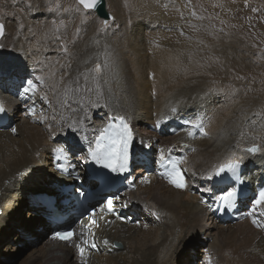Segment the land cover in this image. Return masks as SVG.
<instances>
[{
	"label": "bare ground",
	"instance_id": "6f19581e",
	"mask_svg": "<svg viewBox=\"0 0 264 264\" xmlns=\"http://www.w3.org/2000/svg\"><path fill=\"white\" fill-rule=\"evenodd\" d=\"M144 1L153 2L154 4L145 3ZM167 2L166 0H161L159 4L164 6ZM133 3L134 5L137 3L141 7L147 6V11L154 10L151 9V6L155 7L157 4L155 0H133ZM171 5L165 10L170 15L174 14L173 12L176 11L175 7L177 6L176 4L174 6ZM171 9H174V11ZM156 10L158 9L155 7ZM162 18L163 22H167L164 17ZM73 19L71 15L66 19L69 25L68 28L76 25ZM50 20L52 19L48 17L32 19L22 16L12 21L9 19L6 24L5 37L0 39V43L5 45L4 48H0V70L21 69L26 73L24 75L28 73V76H31L30 74L32 73L39 74L38 67L33 66V61L38 57H49L47 54L50 52L52 53L50 57L62 59V56L55 51L56 45L50 40L46 41L43 38V30L39 28L41 23ZM119 21L123 24L121 30L116 28L117 31L114 30L111 35H101V37L97 38L92 24L88 23L74 49L76 53V58L73 62L74 69L79 65L80 61L89 57L94 58L99 53H102L104 44L110 46L117 59L119 84L113 82L112 92L108 93L106 91L105 93L103 103H107L108 107L101 106L97 109H90L92 115L96 116V113L103 114L110 111L131 115L138 110L140 111L139 116H142L141 122L148 125V131L143 135V141L149 144V151H157L167 145L175 144L177 145L175 151L180 153L179 143L181 141L190 144L192 147L194 146L197 151L192 152L188 149V151L178 155H186L188 157V162L181 166L187 169L186 178L189 182L187 189L177 190L171 187L162 178L160 181L159 175L156 173L153 177L148 176L149 184L137 185L136 189L130 192L132 204L129 207L136 203L140 207L142 204L144 208L145 205H148V208L155 206V209L160 213L159 218H157L145 208L147 220L145 222L142 221L143 225H148L146 229L141 225V219L137 218L139 211L136 208H131L132 211L128 213H126V210L129 207L122 210L123 214H127L130 218V215L136 216L133 223L131 221L127 223L116 221L114 224L106 226L101 222L99 233L113 241L114 245L121 250L111 245L112 242L109 241L111 243L107 247H114V252H104L97 255V249L91 250L88 264H177L179 260L183 259L184 253L186 254V245L188 243L195 245L196 248L200 246L199 243L193 240L195 235L199 237L198 241H202V237L210 239L206 248L207 250L209 248L208 256L204 264H207L209 258L212 259L213 264H264V234L259 233L251 225L249 219L244 218L245 212L242 206H238V211H233L228 215L230 221L226 225L223 223V218L225 217L212 220L210 224H208L209 219L200 224L201 212L207 209L199 203L200 199H205L208 202L211 200V198H208L211 193L202 191L205 187H211V181L201 180V174L206 175L208 171H211V166L214 164L226 162L233 151L236 152L237 157H244L241 173L243 175L246 174L245 177L247 179L250 174L253 177L254 174L250 173L251 171L253 173L260 172L259 174H261L259 177L256 175L252 178L257 183V187L248 183L246 188L256 193L258 190L255 187L258 189V187L261 188L264 185V151L258 155H249L235 147L237 142L240 145H248L255 142L260 143L262 148H264V140L253 141L248 135L244 137L239 135L241 127L238 126L242 125V118L249 114L247 113L248 111L243 112L244 109L253 110L258 101L251 100L249 97L246 98L239 94L240 92H238L235 99L229 98L228 94L224 95L221 93L219 95V92L208 93V89L214 86H209L210 83L206 77H209V75L214 76L213 78L219 77L218 79L224 82V74H227L228 70L226 71V67H224L226 69L223 70L222 68L220 70L214 66L204 69L188 65L185 50L190 46L200 44L199 41L201 39L204 40L202 34H198L197 39L190 42H188V38L183 37V44L178 41L182 38L179 34L168 35L164 39V44L162 43L165 45L164 48L169 50L167 51L162 47V44L160 46L155 44L159 36L158 31H154L152 28L151 32L149 31L150 33H145L143 42L137 41L134 37L131 40V36L126 33L128 19L120 16ZM21 25L23 27H20ZM29 28L33 29L31 33L28 31ZM73 31H67L63 38L66 40L71 39ZM117 32L119 33L117 34ZM139 32L140 27L138 26L136 34ZM165 33L167 32L165 31ZM172 33L174 32L172 31ZM139 37L140 35H137V38ZM94 39L100 41L99 46L93 44L92 41ZM209 39L207 38V40ZM223 39L220 37L212 40L213 44L211 43L213 48H217L216 45H218L217 49L222 52V61L228 63V65L230 63L231 66L235 65L238 70L247 69L244 62V64L242 62L237 64L233 58L234 56L230 57L229 53L224 49L227 44L221 43ZM168 45L169 48L166 47ZM143 47L144 50L141 51ZM197 47L201 48L199 45ZM45 48L48 51L45 52ZM129 53L133 56L131 60L128 58ZM94 63L95 59L87 66L91 67ZM24 67L27 69H24ZM186 68L188 69L187 72L185 71ZM18 74L20 75V73ZM231 75L233 74L231 73ZM1 86L0 84V88ZM153 88L156 90V95L154 96H152ZM18 89L22 90V86L19 84ZM28 95L32 96L31 93ZM23 98H25L23 109L13 116V120L18 122L15 123V127L18 129L17 134L13 135L9 129L0 128V207L2 209L1 214L4 215V218H0V246L3 244L4 238L13 240V237H15L13 244L7 245L3 251L4 254L12 252L13 257L20 252L14 245L17 242H21L22 240L20 239L25 234L34 235L40 241L37 245H31L29 258H26L25 255L22 256L17 260L18 264H79L72 247L65 246L59 242L50 243L48 239L42 238L41 233L43 230H37L38 227L41 228L42 226L41 221H39L41 219L32 213L35 208L29 205L26 198L31 192L44 188L51 189L53 192H61L59 188H51L52 184L54 182L62 183L70 175L62 176L61 178L60 175L63 174L55 170L56 164L59 162L67 167L70 164L79 167L75 160H78L77 158L82 153L77 151L75 156L69 154V158L66 161L60 160L57 162L55 161L56 156L54 153L49 156L48 153L51 146H53V142L48 141V133L45 131L44 125L34 122L31 116L26 114V104H31L34 99L37 105H41V101L35 96L32 99ZM223 100L225 104H217L223 103ZM173 104L178 109L175 115L168 111L169 106ZM217 106H219V111L216 108ZM10 107L11 103H8L7 109ZM195 107V112L191 113L189 118H195L199 113L212 117L210 137L202 138L197 135L193 139L185 135L184 129L188 126L183 123L185 116L183 110ZM202 110L204 111L201 112ZM165 114L171 115L173 120L169 119L164 122L165 125L163 123L160 128H155V121ZM98 117L100 115H97L94 120L86 121L90 137L97 134L91 130L98 123L96 121ZM248 119V125L242 126L243 130L246 133H260L264 136V130L259 127V124L255 128L251 127V120L259 119L251 115ZM138 126L141 127L143 124L138 123ZM163 132H171L173 135L161 136ZM59 135L67 136L68 132L65 131ZM158 135L160 136L158 137ZM62 142L64 141L60 139L56 141V143ZM37 151L40 152L39 157L36 156ZM84 151H86V145L84 146ZM149 151L143 149L141 145V150L138 151V154L140 157L149 160ZM193 173H196V175H193ZM125 195L126 192L124 191L121 194V201H123ZM50 206L54 209L53 205ZM69 207V205L61 207L59 210L62 212L61 216L65 215ZM25 214H27L28 220L32 218L36 221L30 223V227L33 230L19 235L15 222H22L23 224L25 221L22 220L25 219L23 218ZM137 220L141 226H137ZM98 230L95 236H97ZM192 230H196L195 234ZM258 236L261 238L257 239ZM101 249H105V247L103 246ZM203 252H206V250ZM24 257L26 259H23ZM9 258L8 254L2 255L3 260L0 261V264H5ZM176 258L178 259L176 260ZM189 259L190 256L187 257V260Z\"/></svg>",
	"mask_w": 264,
	"mask_h": 264
},
{
	"label": "snow or ice",
	"instance_id": "6c2138e0",
	"mask_svg": "<svg viewBox=\"0 0 264 264\" xmlns=\"http://www.w3.org/2000/svg\"><path fill=\"white\" fill-rule=\"evenodd\" d=\"M13 4L16 0H12ZM245 7H248V0H244ZM127 6V4H125ZM103 7V0H74V3L65 7L61 0H46L45 11L54 17H59L61 13L69 14L72 17L79 16V23L76 25L71 39H64V34L68 30V22L65 19L53 18L50 21H45L39 25V28L43 30V38L50 40L56 45L55 51H57L62 59H54L52 57L37 58L33 61V66L38 67L39 74L32 73L31 78H28L22 82V90L18 89L20 97H28L32 99L33 96L38 97L41 101V105H37L33 99L31 104H26V114L31 116L34 122L43 124L45 131L48 133V141L53 142L50 151L55 154L57 161L67 160L69 154L75 156L77 151H80L82 155L78 157L79 162L98 165L100 168L106 170L98 173L97 175L105 183L114 182L119 177H123L122 182H126L130 189L136 187L134 180L129 179L131 175L130 168L133 161L132 146L134 140L133 129L130 125L129 118L124 115H108L106 123L103 126L92 129L94 134L91 137L88 135L89 129L86 121L91 119L90 109H97L101 106L107 108L108 104L103 103L105 100V93L112 92L113 82L119 84V71L117 59L110 49V46L105 44L102 53H99L94 58L89 57L80 61L79 65L74 69L73 62L76 58L74 52L76 44L81 39V33L85 29L86 25L93 19L98 20L99 26L96 28V33H106L110 27L111 22L115 21V17L110 14H105L104 19L99 17H93L91 14L97 13ZM168 5L165 4L164 8L167 9ZM188 11H182L177 8L176 11L182 21H184V27L191 29L192 32H200L201 30L207 31L209 35L214 39L218 38V33L223 29H219L213 32L215 29L214 24L204 25L202 22L207 19L212 20L211 16L205 17L204 15H198L195 7L192 4V0H185L183 5ZM213 7H223L222 4H213ZM29 11H35L29 0L27 4ZM252 12H257V8H252ZM5 15H11L5 13ZM188 17L187 19L185 17ZM200 21L201 23H194L193 21ZM223 25L225 21L221 20ZM20 27H23L21 25ZM232 27H236L232 25ZM179 29V35L185 37L187 34L183 30V27L177 25ZM28 31L31 33L32 28ZM6 26L0 21V39L5 37ZM192 39V37H187ZM93 44L99 46L100 41L94 39ZM200 44H204L203 40L199 41ZM264 44V41H261ZM5 45L0 43V48H4ZM252 47L256 48L257 44H252ZM44 51H48L47 48ZM43 55V53H41ZM258 55L264 58V48L260 49ZM95 59V63L91 67H88L92 60ZM219 58H217L218 62ZM187 72L188 69L186 68ZM237 80H244V76H236ZM224 88L211 87L208 89V93L225 92ZM231 95H236L240 91L238 88L230 87L228 90ZM251 91V88H249ZM31 93L32 96L28 94ZM153 95H156V90L153 88ZM179 103V102H177ZM176 105H170L168 111L175 115L177 113ZM7 111L4 102L0 101V113ZM254 115L259 118L251 120V127L255 128L257 124L264 130V111H257L245 115L242 118L240 137L245 135L250 136L253 141L264 140V136L260 133L252 134L246 133L243 130V125H248L249 116ZM170 119V116L165 114L160 119L155 121L154 127L160 128L161 125ZM184 125L188 126L184 129L185 135L189 138H196V134L202 138L210 137V126L212 123V117L206 114H198L194 119H186L183 121ZM10 132L15 135L18 129L16 127H10ZM68 132L67 136L61 137L59 134ZM57 139L63 140L62 143H56ZM86 145V151L84 146ZM148 147V145H145ZM239 151L247 153L249 155H255L264 151L260 143H251L247 147H241L237 142L235 146ZM177 145L173 144L167 148L159 149V156L155 160L157 165L158 175L167 182L168 185L177 189L185 190L189 187V182L186 178L187 169L181 167L188 162V157L174 156L172 153L176 150ZM181 151L190 149L192 152H196L197 149L190 144L180 145ZM36 156H40V152H36ZM244 157H237L236 152L233 151L226 162L214 164L211 166V171L206 175L201 174V180L211 181L213 177H219L221 181H228V184L233 183V180L229 179L227 174H231L235 178L234 182L239 185L244 181L240 179L239 172L243 163ZM73 166V170H74ZM56 168L62 172H68L67 166L57 163ZM115 174V175H113ZM127 174V175H125ZM196 175V173H193ZM77 180L80 176H75ZM139 183L146 185L150 183L149 177L143 175ZM204 192L212 193V202L209 203L205 199H200L199 203L204 205L210 212H228L231 213L237 210L238 202L244 203L243 192L238 193L237 187L226 186L216 192H213L211 187H205L202 189ZM238 195L240 199L238 200ZM121 195L114 194L109 195L103 199V202L99 204L98 209L93 208L88 212L86 217V223L82 222L77 228H69L62 231L52 232L50 239L53 241L63 242L75 249L76 254L80 259V264H88V254L90 250H96L98 245L95 238L94 229L101 227V221L104 225H112L116 221L129 222L130 217L123 214L122 210L129 207L132 203V198L128 197L123 203H120ZM247 211L244 213V218L249 219L251 225L258 230L259 233L264 234V187H261L258 192L254 193L253 198H249V202L246 205ZM151 215L159 218L160 213L155 209V206L148 208L145 205ZM111 215L115 217L114 220H109L107 217ZM137 226H140L139 221L136 222ZM143 227L146 229L147 224ZM261 237L258 236L257 239ZM104 245H109V240L104 239L102 241ZM207 264H213L211 258L207 260Z\"/></svg>",
	"mask_w": 264,
	"mask_h": 264
},
{
	"label": "rangeland",
	"instance_id": "374dc122",
	"mask_svg": "<svg viewBox=\"0 0 264 264\" xmlns=\"http://www.w3.org/2000/svg\"><path fill=\"white\" fill-rule=\"evenodd\" d=\"M105 1H106V9L111 14V16L115 17V21L111 22L110 27L106 33L97 34L96 28L99 26V24H98V20L93 18L89 23L92 24V26L94 28L96 38L101 37V35L102 36H107L109 34L111 35L113 33V31L116 30V28H117V30H119V29L121 30L123 24L121 21H119L120 16H124L128 19V22H127L128 27H127L126 33L129 36H131V40L134 37L137 41L140 40L143 42L144 38H145V33L149 32V31L151 32L152 28L154 29V31L155 30L158 31L159 32L158 39H156V41L154 40L155 44L157 46L158 45L160 46V44H162V43L164 44V41H165L164 39H166L168 37V35L173 36V35L179 34V29L177 28L176 25H180L181 27H183V30L187 34L185 36V38H187L189 36L192 37V39H188L189 40L188 42L195 41L197 39L198 34H202L204 36L203 37L204 44H196L197 46L199 45L201 48H199L197 46H190L189 48H187L185 50L187 53V58H188L187 59L188 65H193L196 68H204V69L212 68V66H214L215 68L220 69V70L222 68H223V70L227 68L226 69V71L228 70L227 74L226 73L224 74L225 75V81L224 82H221L222 80L218 79L219 77L213 78L214 76H210V75H209V77H206L209 80V83H210L209 86H214L217 88L226 89L225 92H219V95H221V93L224 95L228 94L229 98H234V99L236 98L237 94L233 96L229 93L228 90L230 89V87L238 88L240 90L239 94H241L242 96H245L246 98L249 97V99L254 100V101H258V102H256V107L253 110L244 109L243 112L248 111L247 113L250 114V113L257 112V111H264V58H262L261 55H258V53L260 52V49L264 48V44L261 43V41H264V0H248V7H245L244 0H192V4L195 7L198 15H204L205 17H208V16L212 17L211 21L205 19L202 22L204 25L214 24L215 29H212L213 32H216L217 30H219L221 28L223 29L222 32L218 33V39L220 37L224 38L223 39L224 41L222 40L221 43H223L224 45L227 44L224 49L226 50L227 53H229L230 57L234 56L233 58L235 59V63H237V64H241V62L245 63V64L244 63L243 64L245 66H247V69H241V70L236 69L235 65L231 66L230 63L228 65V63L222 61V59H221L222 58V52L217 49L218 45H216L217 48L212 47V44H213L212 40H216L213 38V36L209 35L208 32L204 31V30H201L200 32H192L191 29L184 27V21H182L180 19L177 11L173 12L174 14H171V15L169 14V12H165L166 9L164 8V6L163 5L161 6L159 4L161 0L160 1L155 0V2L157 3L155 5V7L158 9L156 11H155L154 6L153 7L151 6V9H154V10L147 11L146 10L147 6L141 7L137 3H136V5H134L133 0H130V1L129 0L128 1L127 0H105ZM166 1H168V2L165 4H167L168 6H170L171 4H172L171 6H174V4H176L177 6L175 7V9L180 8V10H182V11H185V12L188 11L187 9H185L183 7L185 0H166ZM28 2H29V0H16V3L13 4L12 0H0V21H2L6 26L9 19L12 21V20H16L17 18H21V16L25 17V18H32V19H41V18H45V17H48L50 19L57 18V19H65V21L70 16L69 14H63V13H61L59 17H54L52 15H49L45 11L46 0H31V4H32L33 8L36 10L35 11H29L27 9ZM61 2L65 7H67L68 5L74 3V0H61ZM144 2L154 4L153 2H149V1H144ZM125 4H127V6H125ZM213 4H222L223 7H213ZM129 6H130V8H129ZM252 8H257L258 11L252 12V10H251ZM171 10L174 11V9H171ZM5 13H10L11 15L8 16V15H5ZM91 15L93 17H98L96 15V13L91 14ZM162 17H164V19L170 23L163 22ZM71 18H74L73 20H75L76 25L79 23V16H75V17L71 16ZM185 18L187 19L188 17L186 16ZM100 19H103V18H100ZM221 20L225 21V24L222 25L220 23ZM157 22H159V23H157ZM193 22L194 23H201L200 21H195V20ZM76 25H74V27L68 28L67 31L74 30ZM232 25H235L236 27H232ZM138 26L140 27V32L138 34H136V32L138 31ZM165 31L167 33H165ZM172 31L174 33H172ZM118 33L119 32H117V34ZM137 35L138 36L140 35V37L137 38ZM206 37L208 39L210 38L211 41H209L210 39L207 40ZM227 38L230 39L232 42L230 40H228ZM180 39L181 40H178L179 43L181 42V44H183L182 42H184V40H183L184 38L182 37ZM225 40H226V42H225ZM149 41H151V40H149ZM208 42H210V43H208ZM254 43L257 44L256 48L252 47V44H254ZM163 44H162V47L164 48L165 45H163ZM181 44H178V45H181ZM233 44H235V45H233ZM166 47L169 48V45ZM164 49L169 51L166 48H164ZM143 50H144V47L141 51H143ZM51 54L52 53L49 52L47 55L50 56ZM242 55H243V57H242ZM132 57L133 56L130 55V53H129L128 54L129 60H131ZM217 58H219L218 62H216ZM224 65H226V66H224ZM224 67H226V68H224ZM24 69H27V68L24 67ZM249 70L250 71L252 70V71L250 72ZM231 73L233 75H231ZM236 76H244L245 79L242 81L237 80ZM249 88H251L252 91H249ZM151 95H152V92H151ZM152 96H154V95H152ZM217 104L219 105V104H225V103L223 100V103L220 102ZM216 108L219 111V106H217ZM136 111H138V110H136ZM139 112L140 111H138V113ZM251 116H254V115H251ZM254 117H256V116H254ZM256 118H258V117H256ZM13 122H15V120H13ZM15 123H18V122H15ZM164 125H165V123H164ZM168 135H173V134L171 132H165L164 133V136H168ZM61 137H64V136H61ZM181 142H184V141H181ZM180 143H179V146H180ZM169 146L170 145H167L165 148H167ZM142 147L146 151L150 150V148L145 147L144 144H142ZM51 154H52V152L50 151L48 153V155L51 156ZM75 161L78 162V160H75ZM52 169H53V167H52ZM252 170L254 171V169H252ZM250 173L254 174L253 177H255L256 175L259 177L261 175V174H259L260 172L259 173H256V172L253 173L251 171ZM249 176H251V175H249ZM262 187H264V185H262ZM255 189L259 191V188L257 189L255 187ZM31 193H34V192H31ZM16 208H17V206H16ZM132 208H136L139 212L141 210V207L137 203L134 204L132 206ZM1 213H2V209L0 207V218H4V215H2ZM125 215L127 216V214H125ZM130 216H131L130 221L133 223L134 218L136 216L135 217L132 215H130ZM139 216L140 215L137 216L138 219H139ZM23 218H25L24 220H22V221H25V222H23V224H22V222H20V223L15 222L16 223L15 227H16V230H17L19 235H22L27 231L33 230L30 227V223L32 221L33 222L36 221L35 219H32V218H29V220H28V218H26L25 216H23ZM39 221H41V225H42L41 229L43 230V232L41 233V236H42V238L45 239L47 232H48L47 227L44 225L42 220H39ZM200 224H201V222H200ZM208 224H210V223H208ZM21 225H23V226H21ZM210 226H212V225H210ZM11 229H13V227H11ZM192 231L195 234L196 230H192ZM12 232H15V231H12ZM32 236L34 237V235H32ZM12 237H13V235H12ZM13 238L15 239V237H13ZM198 238L199 237H197V235H195L193 240H195L197 243H199L200 246L198 248H196L195 245H190V243H188L186 245L187 246L186 254L184 253L183 259L179 260V262H177V264H193L194 263V256L197 258L196 263H198V264H204L205 263V259L208 256V251H209V248H208V250L206 248L208 246L207 244L209 243L210 239H208V238L206 239V238L202 237L201 238L202 241H198L197 240ZM4 239H3L4 240L3 244L0 246V261L3 260L2 255L8 254V256L10 257L9 260L5 264H15V263H17V260L24 255L26 258H29V256H30V250L29 249H30L31 245H37L38 242L40 241L39 238H35V240H29L28 238L23 236V238H21L20 240H22L21 243L23 244L24 247L17 249L20 252L17 255L12 257V255H13L12 252H7L4 254L3 251L6 249L7 245L10 246L11 244H13L14 239L13 240L12 239L7 240V238H4ZM24 240H26V241L24 242ZM111 242H110L111 245L115 244L113 241H111ZM14 247H15V245H14ZM116 248L121 250L118 247H116ZM202 250L203 251L206 250L207 253L203 252ZM97 255H99V254H97ZM123 255H124V252H123ZM187 255L190 256L189 260H187V257H188ZM25 257L23 259H26ZM203 257H204V259H203ZM177 259L178 258H176V260ZM176 260H175V262H176Z\"/></svg>",
	"mask_w": 264,
	"mask_h": 264
},
{
	"label": "water",
	"instance_id": "95a60500",
	"mask_svg": "<svg viewBox=\"0 0 264 264\" xmlns=\"http://www.w3.org/2000/svg\"><path fill=\"white\" fill-rule=\"evenodd\" d=\"M105 14H110L108 11H107V9H106V1L105 0H103V7L96 13V15L98 16V17H100V18H105ZM111 15V14H110ZM182 144H186L185 142H181L180 143V145H182ZM251 144V143H250ZM250 144H248V145H240L241 147H247V146H249ZM259 153H257V154H255V155H258Z\"/></svg>",
	"mask_w": 264,
	"mask_h": 264
},
{
	"label": "clouds",
	"instance_id": "9594fccd",
	"mask_svg": "<svg viewBox=\"0 0 264 264\" xmlns=\"http://www.w3.org/2000/svg\"><path fill=\"white\" fill-rule=\"evenodd\" d=\"M10 69L13 70V68H10ZM2 70H3V69H2ZM0 71H1V70H0ZM8 80H9V78H6L5 81H8ZM52 186H53V184H52ZM52 186H51V187H52Z\"/></svg>",
	"mask_w": 264,
	"mask_h": 264
}]
</instances>
